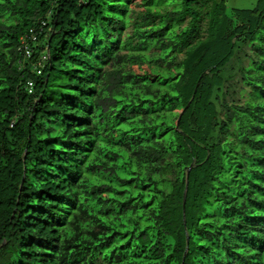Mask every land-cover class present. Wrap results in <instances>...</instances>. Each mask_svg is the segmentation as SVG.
Here are the masks:
<instances>
[{
    "label": "trees",
    "instance_id": "trees-1",
    "mask_svg": "<svg viewBox=\"0 0 264 264\" xmlns=\"http://www.w3.org/2000/svg\"><path fill=\"white\" fill-rule=\"evenodd\" d=\"M132 2L0 0V264H264V0Z\"/></svg>",
    "mask_w": 264,
    "mask_h": 264
},
{
    "label": "rangeland",
    "instance_id": "rangeland-1",
    "mask_svg": "<svg viewBox=\"0 0 264 264\" xmlns=\"http://www.w3.org/2000/svg\"><path fill=\"white\" fill-rule=\"evenodd\" d=\"M142 0H133L131 3L132 8L142 9L140 6ZM257 0H227V4L230 7L247 8L252 9L255 7ZM244 52L254 55V49L250 45H244ZM244 52L241 53L242 61L235 58L230 64L227 65L225 73L232 74V78L226 84L225 90L228 92L227 99L230 102H237L243 104L249 99L250 88L242 80V74L240 68L249 64V59L245 57ZM139 71L138 66L133 67ZM143 69L146 70L147 66L144 65Z\"/></svg>",
    "mask_w": 264,
    "mask_h": 264
},
{
    "label": "built area",
    "instance_id": "built-area-1",
    "mask_svg": "<svg viewBox=\"0 0 264 264\" xmlns=\"http://www.w3.org/2000/svg\"><path fill=\"white\" fill-rule=\"evenodd\" d=\"M30 41L28 39H23V43L21 46V49L23 52L26 54V56L30 57L34 47L31 45V43H36L37 41V34L34 33L33 31L31 32V36L29 37ZM30 87L32 86V82H29Z\"/></svg>",
    "mask_w": 264,
    "mask_h": 264
},
{
    "label": "water",
    "instance_id": "water-1",
    "mask_svg": "<svg viewBox=\"0 0 264 264\" xmlns=\"http://www.w3.org/2000/svg\"><path fill=\"white\" fill-rule=\"evenodd\" d=\"M184 110H180L181 113H183ZM180 117L178 118L177 122H176V126L178 127L179 126V121H180ZM193 164L190 165L189 169H188V174H189V170L190 168L192 167ZM188 174H187V177H188ZM187 188H188V184L186 185V188H185V191H184V199H183V205L185 206V202H186V196H187ZM188 239V237H187ZM187 249H188V246H187ZM186 254V252H185Z\"/></svg>",
    "mask_w": 264,
    "mask_h": 264
}]
</instances>
